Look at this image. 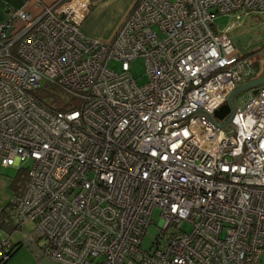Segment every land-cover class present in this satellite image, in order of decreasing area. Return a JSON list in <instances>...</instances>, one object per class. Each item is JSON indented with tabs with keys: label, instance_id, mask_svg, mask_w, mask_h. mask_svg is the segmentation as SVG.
Returning a JSON list of instances; mask_svg holds the SVG:
<instances>
[{
	"label": "built area",
	"instance_id": "1",
	"mask_svg": "<svg viewBox=\"0 0 264 264\" xmlns=\"http://www.w3.org/2000/svg\"><path fill=\"white\" fill-rule=\"evenodd\" d=\"M90 8L57 0L0 24V166L27 172L10 203L17 231L33 225L26 245L55 264H261L264 84L233 101L224 130L169 124L195 110L226 121L215 112L253 71L235 25L215 21L264 16V0H137L109 42L82 34ZM14 250L0 238V264Z\"/></svg>",
	"mask_w": 264,
	"mask_h": 264
},
{
	"label": "crops",
	"instance_id": "2",
	"mask_svg": "<svg viewBox=\"0 0 264 264\" xmlns=\"http://www.w3.org/2000/svg\"><path fill=\"white\" fill-rule=\"evenodd\" d=\"M56 1L0 0V24L7 20L10 9L23 10L33 16H37L43 8L53 5ZM89 2L91 3V8L81 25V32L86 37L109 42L131 12L137 0H89ZM109 20H111V24H109ZM261 78H264V73L260 74L255 80ZM6 170L7 168L0 166V210L9 207L13 195L17 194L12 188V182L15 176H12ZM21 230H23V226ZM18 234L19 231L17 230L12 233L0 230V238L8 237L14 245L21 244L4 264H55L47 257H38L34 250L26 245L25 239L30 234L27 235L24 233L20 234V236ZM13 237H15L14 240L12 239Z\"/></svg>",
	"mask_w": 264,
	"mask_h": 264
},
{
	"label": "rangeland",
	"instance_id": "3",
	"mask_svg": "<svg viewBox=\"0 0 264 264\" xmlns=\"http://www.w3.org/2000/svg\"><path fill=\"white\" fill-rule=\"evenodd\" d=\"M111 20H109V24ZM231 23L235 25V28L232 29L228 36L232 40L235 47V54L240 57H247L250 60L251 68L253 71V81L259 77L260 74L264 73V16L262 15H251L243 19L240 24L234 21L233 18L229 16H221L216 19L215 25L217 26V31L223 32ZM106 42V41H103ZM109 67L112 68L115 72L120 71V64L111 62ZM130 73L134 79H136L138 85H144L147 83V76L145 71V65L143 59L135 60L130 67ZM246 92H240L234 96V104L238 105L239 100L243 97ZM26 165L24 166V168ZM3 170V169H2ZM17 168H7V172L12 176H15L17 173ZM21 173L26 174L27 172L22 170ZM27 179V178H26ZM22 180V179H21ZM159 211H155L153 215L154 225H151L147 228L146 233L141 242V248L143 250H148L154 239L158 235L157 225L159 222L158 219ZM28 224V225H26ZM23 225V230L19 231L20 234H30L33 229V225L26 223ZM26 227L24 228V226ZM187 230V226L183 227ZM24 232V233H23ZM25 235V236H27ZM29 236V235H28ZM27 238V237H26ZM13 240L15 237L12 238ZM261 264H264V256L262 258Z\"/></svg>",
	"mask_w": 264,
	"mask_h": 264
},
{
	"label": "water",
	"instance_id": "4",
	"mask_svg": "<svg viewBox=\"0 0 264 264\" xmlns=\"http://www.w3.org/2000/svg\"><path fill=\"white\" fill-rule=\"evenodd\" d=\"M262 84H264V78L252 81V82L245 84L243 86H239V87L235 88L229 94V97L227 98V100H228L227 104L225 106H223L221 108V110L215 112V114H214L215 118L219 121L223 120L228 114H230L228 116V118L226 119V121L222 125H216L208 114H206L204 111H199V110H195L194 112L190 113L189 115L185 116L184 118H182L178 121L170 122L169 125L176 124L182 120H187V124H189V118H194L195 116H200V117H205L214 127H217L219 129L224 130L226 125L228 123H231L230 120L233 118V116L235 114V109H234V104H233L234 96L240 92H245V91H249V90H251L252 93L254 94L256 92V89ZM233 127H234V125H233Z\"/></svg>",
	"mask_w": 264,
	"mask_h": 264
},
{
	"label": "trees",
	"instance_id": "5",
	"mask_svg": "<svg viewBox=\"0 0 264 264\" xmlns=\"http://www.w3.org/2000/svg\"><path fill=\"white\" fill-rule=\"evenodd\" d=\"M43 91L45 90L43 89ZM21 171L22 170L17 171L12 182V188L13 190H15V192H17V194H20L23 191L27 182L26 174L21 173ZM18 226H19V219L16 216L15 212L11 209V205H9V207L4 208L3 210H0V230H3L7 233H12L18 228ZM20 245H21L20 243L15 244L14 245L15 250Z\"/></svg>",
	"mask_w": 264,
	"mask_h": 264
}]
</instances>
